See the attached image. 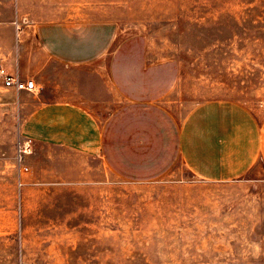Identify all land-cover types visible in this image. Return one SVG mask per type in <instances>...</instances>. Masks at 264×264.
Segmentation results:
<instances>
[{"label":"rangeland","instance_id":"374dc122","mask_svg":"<svg viewBox=\"0 0 264 264\" xmlns=\"http://www.w3.org/2000/svg\"><path fill=\"white\" fill-rule=\"evenodd\" d=\"M40 9L103 27L100 128L127 95L158 99L123 108L117 130L121 151L151 160L121 161L116 175L110 148L109 166L23 142L19 98L0 90V264H264V0H0L6 67ZM199 112L204 135L217 121L233 155L257 158L245 174L209 181L180 158L182 127Z\"/></svg>","mask_w":264,"mask_h":264},{"label":"crops","instance_id":"0c3cea01","mask_svg":"<svg viewBox=\"0 0 264 264\" xmlns=\"http://www.w3.org/2000/svg\"><path fill=\"white\" fill-rule=\"evenodd\" d=\"M39 11H42L41 15L32 20V25L27 28L29 30L24 31L25 36L17 44L14 69L0 61L1 67L9 75L21 80H33L39 87L31 99L25 98L27 92L15 93L19 98L16 115L21 140L98 155L108 165L107 151L110 148L109 166L116 175L121 161H126L128 168H134L136 160H151L149 157L137 158L130 148L126 152L121 151L117 130L123 108L126 113L135 110L133 105H140L146 110L147 105L157 104L158 99L153 100L152 95L146 94L137 99L127 95L123 108L118 107L100 128L92 114L91 104L97 103L102 94L103 56L110 45L109 41L105 42L103 27L96 22L80 24L69 19H51V15H44L48 11ZM43 17L47 19H41ZM17 36L19 38L20 34ZM27 39L31 40L32 47L25 44ZM111 80H114L113 76ZM72 81L84 83L75 88L67 87L66 82ZM0 82L1 91L13 90L6 88L1 78ZM58 82L61 87H57ZM115 90L119 94V88ZM0 118L7 119L2 109ZM201 120L199 112L183 125L179 142L180 158L195 176L209 181H225L245 174L257 158H250L249 162L248 151L242 156L233 155L231 130L225 127L216 129L219 124L215 121V126L204 135L199 128ZM109 127L112 131L106 135L105 142V129Z\"/></svg>","mask_w":264,"mask_h":264},{"label":"built area","instance_id":"2783aa9c","mask_svg":"<svg viewBox=\"0 0 264 264\" xmlns=\"http://www.w3.org/2000/svg\"><path fill=\"white\" fill-rule=\"evenodd\" d=\"M0 78L6 88H12L15 93L27 92L34 94L37 92V86L33 80H21L16 76L9 75L0 66Z\"/></svg>","mask_w":264,"mask_h":264}]
</instances>
